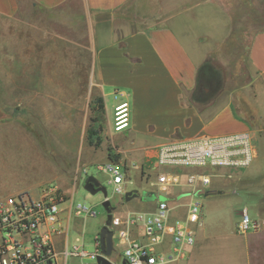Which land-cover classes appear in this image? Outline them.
I'll return each mask as SVG.
<instances>
[{"label":"crops","instance_id":"0c3cea01","mask_svg":"<svg viewBox=\"0 0 264 264\" xmlns=\"http://www.w3.org/2000/svg\"><path fill=\"white\" fill-rule=\"evenodd\" d=\"M131 17L132 21L126 20ZM231 31V15L216 0L194 4L188 0H0V88L11 96L5 105L23 106L30 100L22 93L28 83L37 82V74L62 72L66 67L67 73L85 75L82 83L75 79L70 89L87 88L86 83L91 90L97 86L106 110L105 94L124 90L131 116L132 145L127 149H136L140 136L160 139L147 152L172 139L199 135L249 131L252 139H262L264 28L252 35L248 52L251 91L244 99L250 109L241 106L242 91L224 87L222 76L214 74L213 89L199 87L202 68ZM79 57L86 60L85 67L72 63ZM19 119L1 122L0 134L13 137L10 133L20 132ZM77 130L84 137L85 132ZM20 137H16L22 143L18 154H27L28 143ZM131 171L126 192L137 190L128 187L133 184ZM61 187L69 197L62 205L64 224L70 228L74 218L91 217L71 216L75 189L69 193ZM263 225L264 221L258 223L255 233L247 234L248 244ZM99 232L94 237L96 247ZM66 238L67 232L55 236L57 251L62 253ZM117 258L111 260L118 264Z\"/></svg>","mask_w":264,"mask_h":264},{"label":"rangeland","instance_id":"374dc122","mask_svg":"<svg viewBox=\"0 0 264 264\" xmlns=\"http://www.w3.org/2000/svg\"><path fill=\"white\" fill-rule=\"evenodd\" d=\"M188 1L194 4L203 0ZM216 1L229 11L232 31L228 40L221 49L214 52L208 63L218 76H222L226 89L242 91L238 95V99L243 101L241 106L243 109H250L251 105L244 99L251 91L248 86V52L252 35L264 28V4L261 0ZM126 20L133 19L131 17ZM68 47L71 52L75 51L72 46ZM73 62L81 67L86 64V60L80 57L77 60L72 58ZM65 69L67 68L62 67L63 71L57 73L37 74V82L28 83L29 88L22 93L23 97L30 100L27 101L29 104L23 106L5 105L11 96L0 88V123L21 117L19 122L22 127L20 132L10 133L15 139L0 134V198L21 191L36 195L42 186L50 182L59 183L69 193H73L75 189V204L85 203L95 214L72 220L68 233L69 248L74 250V245H80V250L93 253L96 252L94 237L107 223L109 213L103 205L106 199L104 193L92 194L85 189L84 169H87L88 175L98 177L107 187L112 215H125L129 210H149L152 207H147L146 200L141 196L126 201L123 195L117 194L109 175L99 171L97 164L113 156L115 160L130 167L134 164L142 165L147 151L160 139L140 136L136 139L137 148L127 149L132 145L129 127L116 131L114 126L115 106L124 98L116 91L105 94L106 110L100 104V99H103L100 89L96 86L91 90L87 83V88L70 89L69 86L75 79L82 83L85 75H73L65 72ZM77 128L82 133L85 132L84 137L80 138ZM18 135L28 143L27 154H18L22 147V143L16 139ZM262 139H252L258 154L249 166L218 167L205 171L211 175V182L209 186L199 190L200 195L196 196L203 204V222L201 226H196L195 243L188 249L181 264H261L259 260H264V225L259 234L253 236L251 245L248 244L247 234H240L238 231L244 209L248 208L253 221L260 224L264 221V138ZM134 170L136 171L132 170L129 176L133 184L128 187L140 192L149 191L150 184L146 180H139L140 169ZM192 191L194 188L187 186L172 188L167 195L172 200L171 206L189 202ZM184 212L185 208L172 211L178 215ZM253 233L254 230L248 234ZM114 239L116 250L111 258L117 256L119 264L123 261L124 247L119 245L117 233L114 234ZM248 245L251 246V261L247 254ZM257 253H260L259 257ZM86 262L97 264V260L88 256L69 258V264Z\"/></svg>","mask_w":264,"mask_h":264},{"label":"built area","instance_id":"2783aa9c","mask_svg":"<svg viewBox=\"0 0 264 264\" xmlns=\"http://www.w3.org/2000/svg\"><path fill=\"white\" fill-rule=\"evenodd\" d=\"M116 92L124 100L115 106L114 126L116 131H122L131 124L130 105L126 91L117 89ZM255 157L252 135L242 131L172 139L147 152L142 165L130 167L111 158L98 163V170L109 175L116 193L123 196L130 168L140 169L141 180H146L151 186L149 191H154L157 196H167L178 186L194 188L187 203L173 207L170 198H157L146 201L154 204L149 210H129L125 215H112L110 228L124 246L121 264H178L185 259L188 249L195 243L196 226L203 222V204L196 196L211 182V175L205 171L218 167H247ZM84 176H89L86 168ZM68 200L56 182L45 184L36 195L21 191L0 199V264H69L70 256L97 260L101 253L99 236L96 252L80 250V245H74V250L69 248L70 228L61 217L62 205ZM177 208H185L184 214H173ZM82 214L95 213L87 204L73 202L71 216ZM257 228L258 223L244 209L239 233L248 234ZM62 232H67V238L61 253L57 251L54 239ZM133 232L135 238H132Z\"/></svg>","mask_w":264,"mask_h":264},{"label":"water","instance_id":"95a60500","mask_svg":"<svg viewBox=\"0 0 264 264\" xmlns=\"http://www.w3.org/2000/svg\"><path fill=\"white\" fill-rule=\"evenodd\" d=\"M85 189L92 194H96L98 192H103L106 199L103 202L107 212L109 213V218L107 223L101 228L99 232V241H100V250L101 253L97 256V264H115L111 260V256L114 253V231L110 228L111 226V219H112V207H111V200L107 197L108 191L107 187L100 181L98 177L95 175H89L85 180ZM190 194V193H186ZM141 196L146 201H154L157 198L160 200H168L170 197L166 195H159L154 191H128L125 193V199L127 201L131 200L133 197ZM181 197V196H180Z\"/></svg>","mask_w":264,"mask_h":264},{"label":"trees","instance_id":"16d2710c","mask_svg":"<svg viewBox=\"0 0 264 264\" xmlns=\"http://www.w3.org/2000/svg\"><path fill=\"white\" fill-rule=\"evenodd\" d=\"M207 72H211L210 75L209 74H205L204 73ZM214 74H216V72H214V70L211 68L210 64L207 63L201 70L200 72V81H199V87H202L204 85H206V87L210 88V89H213V84L211 82L214 81ZM104 98L103 99H100V104H101V107L104 108ZM111 159H114L113 156H111ZM115 160V159H114Z\"/></svg>","mask_w":264,"mask_h":264},{"label":"flooded vegetation","instance_id":"af4514ba","mask_svg":"<svg viewBox=\"0 0 264 264\" xmlns=\"http://www.w3.org/2000/svg\"><path fill=\"white\" fill-rule=\"evenodd\" d=\"M203 87L207 88L206 85H204Z\"/></svg>","mask_w":264,"mask_h":264}]
</instances>
